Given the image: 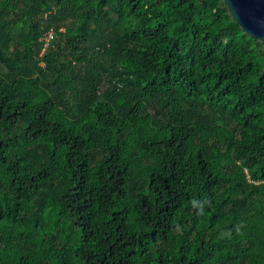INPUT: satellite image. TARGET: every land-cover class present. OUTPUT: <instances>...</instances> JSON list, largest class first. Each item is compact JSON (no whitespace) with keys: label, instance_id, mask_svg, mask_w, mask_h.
Returning <instances> with one entry per match:
<instances>
[{"label":"trees","instance_id":"16d2710c","mask_svg":"<svg viewBox=\"0 0 264 264\" xmlns=\"http://www.w3.org/2000/svg\"><path fill=\"white\" fill-rule=\"evenodd\" d=\"M0 264H264V46L221 0H0Z\"/></svg>","mask_w":264,"mask_h":264},{"label":"water","instance_id":"95a60500","mask_svg":"<svg viewBox=\"0 0 264 264\" xmlns=\"http://www.w3.org/2000/svg\"><path fill=\"white\" fill-rule=\"evenodd\" d=\"M221 1L240 31L264 46V0Z\"/></svg>","mask_w":264,"mask_h":264},{"label":"clouds","instance_id":"9594fccd","mask_svg":"<svg viewBox=\"0 0 264 264\" xmlns=\"http://www.w3.org/2000/svg\"><path fill=\"white\" fill-rule=\"evenodd\" d=\"M210 200L208 198H205L203 201H200V200H192L190 201V204L193 208L197 209V214L198 215H204V208H205V205H210ZM244 227L243 223H240L236 226V233L239 235V234H242L241 232V229ZM176 230L179 231V225L176 226ZM221 238H228V239H231L232 238V232L231 230L227 231V232H224V233H221Z\"/></svg>","mask_w":264,"mask_h":264},{"label":"rangeland","instance_id":"374dc122","mask_svg":"<svg viewBox=\"0 0 264 264\" xmlns=\"http://www.w3.org/2000/svg\"><path fill=\"white\" fill-rule=\"evenodd\" d=\"M54 33L52 32H50V34H49V36L47 37V38H45V40H44V38L42 39V41H44L45 42V47L48 45V43L50 42V40H51V37H53L54 35H53Z\"/></svg>","mask_w":264,"mask_h":264}]
</instances>
